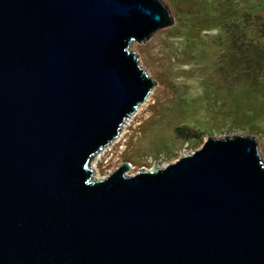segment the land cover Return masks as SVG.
I'll use <instances>...</instances> for the list:
<instances>
[{
	"label": "water",
	"instance_id": "water-1",
	"mask_svg": "<svg viewBox=\"0 0 264 264\" xmlns=\"http://www.w3.org/2000/svg\"><path fill=\"white\" fill-rule=\"evenodd\" d=\"M172 23L162 0H0V264H264L253 137L93 178L156 84L131 45Z\"/></svg>",
	"mask_w": 264,
	"mask_h": 264
},
{
	"label": "rangeland",
	"instance_id": "rangeland-1",
	"mask_svg": "<svg viewBox=\"0 0 264 264\" xmlns=\"http://www.w3.org/2000/svg\"><path fill=\"white\" fill-rule=\"evenodd\" d=\"M162 1L174 23L131 45L156 84L93 178L162 168L213 136H251L264 161V0Z\"/></svg>",
	"mask_w": 264,
	"mask_h": 264
},
{
	"label": "bare ground",
	"instance_id": "bare-ground-1",
	"mask_svg": "<svg viewBox=\"0 0 264 264\" xmlns=\"http://www.w3.org/2000/svg\"><path fill=\"white\" fill-rule=\"evenodd\" d=\"M147 100V99H146ZM145 100V101H146ZM138 110H140V108H138ZM133 118L134 116H132V115H130L128 118ZM126 120H128L129 121V119H126ZM125 120V121H126ZM128 121H126V122H124V124H126ZM122 134V133H121ZM115 142V141H114ZM113 142V143H114ZM113 143L111 144H108L106 147H104L102 150H100L99 152H97L96 154H94L95 155V158L93 159V161H92V163H91V166H92V170H95L96 169V166H97V160L98 159H100V157L102 156V154H104L105 153V150H106V148L107 147H110L111 145H113ZM94 172V171H93ZM94 179H99L98 177H94Z\"/></svg>",
	"mask_w": 264,
	"mask_h": 264
},
{
	"label": "built area",
	"instance_id": "built-area-1",
	"mask_svg": "<svg viewBox=\"0 0 264 264\" xmlns=\"http://www.w3.org/2000/svg\"><path fill=\"white\" fill-rule=\"evenodd\" d=\"M120 134V133H119ZM118 137H119V135H118ZM118 137L115 139V140H113L112 142H111V144L114 142V141H116L117 139H118Z\"/></svg>",
	"mask_w": 264,
	"mask_h": 264
},
{
	"label": "trees",
	"instance_id": "trees-1",
	"mask_svg": "<svg viewBox=\"0 0 264 264\" xmlns=\"http://www.w3.org/2000/svg\"><path fill=\"white\" fill-rule=\"evenodd\" d=\"M180 131V130H179ZM186 135H188V134H186Z\"/></svg>",
	"mask_w": 264,
	"mask_h": 264
}]
</instances>
